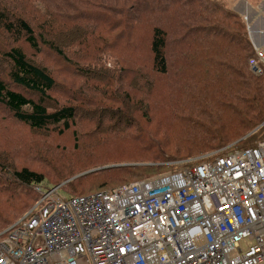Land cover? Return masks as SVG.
Listing matches in <instances>:
<instances>
[{
    "label": "trees",
    "instance_id": "obj_1",
    "mask_svg": "<svg viewBox=\"0 0 264 264\" xmlns=\"http://www.w3.org/2000/svg\"><path fill=\"white\" fill-rule=\"evenodd\" d=\"M224 3L223 0H0V107L11 120L36 134L63 136L73 131L86 117L82 116L81 108L60 106L52 97L57 81L37 57L45 49L75 68L68 49L86 48L94 37L104 52L105 58L99 61L107 58L116 61L119 72L126 73V77L121 76L126 81V90L113 89L100 95L101 91L95 89L97 97L90 98L96 106L87 118L107 127L104 133H96L97 139L104 142L113 133L118 134L121 125L122 128L136 125L135 114L142 113L141 117L150 121L148 105L136 97L140 94L152 102L160 97V88L156 93L153 90L161 78L169 76L168 52L172 42L177 47L175 59L182 70L177 77L183 84L181 94L185 93L184 83L199 86L196 90L187 86L188 106L167 109L160 119L165 124L172 122L173 128L182 131L180 139L184 145L173 153H201L203 157L220 150L223 155L254 148L264 140V75L255 76L250 70L248 61L254 55V47L248 26ZM129 43L139 48L137 56L123 54L122 48L130 46ZM80 49L81 56L93 62L87 50ZM113 74L100 67L98 74L91 71L82 75L94 82L107 83L115 80ZM82 97L89 100L85 95ZM103 101L108 107L98 108ZM110 102L118 104H113L115 109ZM125 116L128 119L123 120ZM136 134L142 141L141 133ZM72 136L78 139L75 132ZM142 152L152 161L174 160L161 144L144 146ZM198 159L178 167L192 166L200 162ZM6 167L0 162V179L6 174L3 171ZM121 167L106 168L64 186V182L52 183L27 167L20 170L12 167L9 171L11 181L31 188L30 194L35 197L24 199L28 206L24 216L39 202L38 189L49 191L62 185L61 190L70 197L81 196L130 184L126 178H142L147 172L155 174L141 180L162 175L150 166ZM166 167L164 170H175ZM95 177L99 178L97 182ZM80 185L93 191L80 193L77 189Z\"/></svg>",
    "mask_w": 264,
    "mask_h": 264
},
{
    "label": "built area",
    "instance_id": "obj_2",
    "mask_svg": "<svg viewBox=\"0 0 264 264\" xmlns=\"http://www.w3.org/2000/svg\"><path fill=\"white\" fill-rule=\"evenodd\" d=\"M254 45L248 64L263 76ZM222 151L89 195L38 189L1 235L0 264H264V140Z\"/></svg>",
    "mask_w": 264,
    "mask_h": 264
},
{
    "label": "rangeland",
    "instance_id": "obj_3",
    "mask_svg": "<svg viewBox=\"0 0 264 264\" xmlns=\"http://www.w3.org/2000/svg\"><path fill=\"white\" fill-rule=\"evenodd\" d=\"M223 1L232 11L235 10L234 12L239 15H241L240 13L243 14L244 18L241 17L243 22L248 26V32L250 30L248 34L251 42L254 41V43L258 45L263 42L264 20L262 17H264V0ZM247 1L252 5V8L249 3L247 5ZM244 6H247V8H243ZM257 16L258 19L255 21L254 19ZM251 30L255 31V35H252L253 31ZM141 35L140 33L139 37ZM101 47V43L99 41L96 42L95 38L91 37L86 48L80 49L77 47V49L74 50L68 49L67 52L70 54L69 57L72 63L77 65L75 68L61 62L59 58L53 55L54 53L45 49H42L43 54L37 57L39 62L49 67L57 81V89L51 94L52 97L58 100L60 106L67 104L81 108L82 116L86 117L80 120L78 126L70 133H65L63 136H57V134L54 133H33L26 126L11 120V116L0 107V162L2 165L7 166L3 168L6 174L0 179V231L6 230L8 227L10 228L17 219L23 216L27 211L26 207H28L25 206L26 201L23 202L24 199L28 200L30 197H33V194H30L31 188L28 189V187L23 185H16L11 181L12 177L9 170L12 167L18 170L27 167L29 170L43 175L45 179H50L52 183L55 182L58 184L64 182V184H62L64 186L66 183H74L82 177L95 174V172L106 168L118 169L117 167L120 166L126 168H144L150 166L157 169L159 172L158 174L161 173L164 175L185 168L178 166L186 164L187 161L200 158L201 153L174 154V151H178L184 145L182 144L183 141L180 139V137H183L181 136L182 131L173 128L172 122L165 124L160 121L164 116L165 110L177 109L178 107L185 108V106H188V104H186L188 101L187 86L191 87L193 90L199 87L194 82L189 83V85L184 83L185 93L181 94L183 84L177 80V77L182 70L178 67V60L175 59L177 47L172 42L169 45L168 52L170 64L169 76L161 78L159 86L157 85V88L153 90V93H156L160 88V97L153 100V102L151 99L140 96V94H137L136 97V99L142 100L144 105H148L147 113L150 111V121L144 119V116L141 117L142 113L135 114L133 119H136L137 116L135 121L138 122L132 128H122L121 125L118 127L120 132H118L119 135L113 133L108 138L105 137L106 139L104 142L97 139L98 136L96 133H104L107 127L98 126V124L87 118L89 114L92 113V109L96 106L95 103L90 101V98L97 95L95 89H98L99 92L101 91L100 95H107L106 93L113 91V89L116 92H121L127 88L126 81L121 78V76L126 77V73L119 72L116 61H112L109 58L104 62L99 61L101 58H105ZM253 47H255L254 44ZM79 49L81 51L87 50V54L92 58L93 62H90L86 57H82V53L78 51ZM122 49L125 50L123 53L124 55L137 56L139 54V48L133 47L132 44ZM100 67L114 73L113 76L116 77L115 80L110 82L105 81L107 83H100L99 81L94 82V80H88L82 75L91 71H95L98 74ZM82 95L88 97L89 100L83 99ZM111 100L113 101L114 99ZM103 102L99 107L97 105V107H108L104 106L106 104ZM149 103L151 104L150 108ZM113 104L114 103L110 105L111 108H114V105H118ZM124 111L127 110L125 109ZM126 116L123 120L128 119ZM98 128L100 131H98ZM137 131H139L142 136L140 137L142 139L140 142L138 140L140 135L136 134ZM72 132H75L78 141L73 138ZM154 143L157 146L161 144L162 147L166 148L167 155L174 160L167 162L166 160L161 162L152 161L146 153L142 152V147H153ZM183 156H188L189 159H183ZM166 166H172L175 170L166 169V171L164 170ZM4 169H6V171ZM154 174H151V172L149 174V172H147L142 178H129L130 181L126 178L125 181L127 183H134V181L137 182L138 180L150 177ZM95 178L94 181L97 182L99 178ZM73 183L71 185H73ZM62 185L56 188L57 194L63 198L70 197L68 192L61 190ZM108 188H110V186H107V189ZM77 189L80 193L84 192L85 194L93 191V188L90 189L87 186L84 187V185H80ZM28 212L20 220H22ZM3 233L4 231L0 232V238Z\"/></svg>",
    "mask_w": 264,
    "mask_h": 264
},
{
    "label": "crops",
    "instance_id": "obj_4",
    "mask_svg": "<svg viewBox=\"0 0 264 264\" xmlns=\"http://www.w3.org/2000/svg\"><path fill=\"white\" fill-rule=\"evenodd\" d=\"M247 3V5H248V1L246 2ZM249 5H250V7L252 8V5L249 3ZM259 6V5H258ZM257 6V7H258ZM243 8H247V6H244ZM235 11V10H234ZM240 13V12H239ZM241 15L240 16H242L243 18H244V16H243V14L242 13H240ZM258 19V16L254 19L255 21ZM262 19L264 20V17H262ZM251 31H253L252 32V35H255V31L254 30H251ZM261 32V31H260ZM259 32V33H260ZM264 32V31H263ZM249 33H250V30H249ZM253 41V40H252ZM264 43V41L263 42H261L259 45H261V44H263ZM252 44H256V43H254V41L252 42ZM255 46V45H254Z\"/></svg>",
    "mask_w": 264,
    "mask_h": 264
}]
</instances>
